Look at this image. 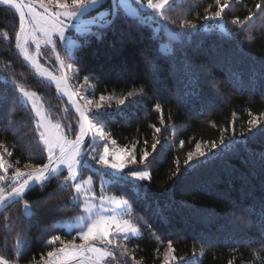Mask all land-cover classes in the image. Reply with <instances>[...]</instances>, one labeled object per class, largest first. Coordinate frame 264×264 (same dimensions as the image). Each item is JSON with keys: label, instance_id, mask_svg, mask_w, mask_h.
I'll list each match as a JSON object with an SVG mask.
<instances>
[{"label": "trees", "instance_id": "16d2710c", "mask_svg": "<svg viewBox=\"0 0 264 264\" xmlns=\"http://www.w3.org/2000/svg\"><path fill=\"white\" fill-rule=\"evenodd\" d=\"M109 2L105 0L103 7L97 9H107ZM258 2L231 0L230 9L225 10L228 23L221 31L214 22L197 17V13L202 17L204 10L214 5V0H177L180 7L169 13L177 23L191 19L197 24L213 25L211 30L200 28L186 35L180 43L169 40L162 27L163 21L161 27L155 29L151 24L140 23L135 17L125 15L124 22H118L102 41L93 37L82 46L79 52L84 59L82 65L69 61L73 66L66 71L76 92L98 102L103 95L102 103L111 104L105 109L106 130L113 133L112 138L119 144L135 145L137 154H142L145 148L152 152L154 129L151 125L161 128V133L157 134L161 143L148 165L153 176L150 183L145 182L148 200L135 195L131 184L107 188L109 193L125 195L132 208V219L140 220L142 234L133 238L128 246L132 249L139 245L135 256L141 264H163L169 239L176 249L175 255L185 256L194 264H229V261L232 264H264V244L261 243L264 235L257 223L259 201L264 196V169L260 163V155L264 153V132L258 131L253 138L236 145L233 152L205 161L196 169L185 171L184 165L187 153L194 152L197 143L207 150L208 142L219 143L223 129H228L224 133L227 140L233 129L237 137L245 132L249 119L256 117L264 121L261 115L264 113V23L258 22L247 30L230 23L234 17L242 19ZM168 27L174 29L175 25ZM16 29L18 15L0 5V76L4 75L5 64L11 61L16 78L40 95L50 118L58 121L67 116L75 124V110L17 53L14 46ZM95 30L105 31L96 27ZM5 32L13 37L11 42L4 39ZM77 38L80 44L83 37ZM163 40L169 42L167 50L161 48ZM39 59L52 72L61 74L60 69L59 72L53 70L54 65L59 68L54 55L48 53ZM189 62L199 73L200 96L191 94L194 86L190 80ZM89 73L92 78L85 84L83 78ZM3 87L4 81L0 79V88ZM141 87L146 89V96L127 101L122 109L117 108L120 99L129 92L138 93ZM7 88L6 107L14 112L12 119L18 123L11 132L0 127V141L9 147L17 145L14 157L21 161V167L30 159L39 162L40 146L33 138L30 106L21 105L16 99L19 93L11 82ZM180 96L184 97L183 103L177 101ZM208 99L211 104L205 102ZM158 100L162 103L167 130L160 123V113L154 110ZM13 101H16L15 108ZM180 141H184L183 146ZM177 161L184 175L174 181L172 173ZM90 174L86 171L85 177ZM94 180L99 186V178L94 177ZM56 185L57 181L53 180L44 193L37 187L29 197L46 199V193ZM139 191L143 194L144 187ZM58 195L66 197L68 193ZM56 203L53 199L42 204L40 218H33L20 264H28L33 257L39 259L42 252L46 254L50 250L45 247L51 234H45L46 224L78 214L71 206L57 212ZM17 207L12 206L11 214H15ZM67 232L62 228L54 234L70 239ZM6 235L9 230L0 217V249H3ZM11 242L10 238L9 246Z\"/></svg>", "mask_w": 264, "mask_h": 264}, {"label": "snow or ice", "instance_id": "6c2138e0", "mask_svg": "<svg viewBox=\"0 0 264 264\" xmlns=\"http://www.w3.org/2000/svg\"><path fill=\"white\" fill-rule=\"evenodd\" d=\"M104 2L105 0H0V5L7 6L18 15V29L14 32L15 48L36 75L55 83L57 92L68 98L77 115L75 124L70 122L67 116L63 120L54 121L38 99L37 93L29 91L16 78L11 61L5 64L4 75L0 76L5 85L0 88V127L11 132L18 123L12 119L14 112L6 107L7 85L11 82L14 90L19 93L16 99L20 104L30 105V112L33 114V138L40 146V158L39 162L30 159L21 167V161L14 157L17 145L12 144L9 147L0 141V217L9 230V235L4 238L3 249H0V264H20V260L24 258L23 253L33 218H40L41 205L53 199L57 201V212L71 206L78 214L54 219L46 224L45 234H51L45 241V247L50 250L46 254L42 252L39 259L33 257L28 264H141L135 256L139 245L132 249L128 246L133 238H139L142 234L140 220L132 219V208L125 195H108L107 188L131 184L135 195L148 200L145 182L150 183L153 180L148 165L151 163L150 157L157 151V145L161 143L157 135L161 133V128L155 124L151 125L154 129L152 152L145 148L142 154H137L117 148V141L112 138L113 133L106 130L107 120L104 119L105 109L111 107V104L102 103L105 100L103 95L98 102L75 92L66 70L73 66L69 61L82 65L84 59L79 54L82 46L87 45L93 37L102 41L108 31L117 27L118 22H124L125 15L135 17L143 23L142 11L150 10L147 17L163 21L162 27L169 40L177 43L200 28L211 30L213 25L197 24L191 19H183L177 23L169 15L175 8L180 7L177 0H110L107 10L89 19V12L103 7ZM230 6L231 0H214V5H209L202 17L197 13V17L205 22H214L215 27L224 31L228 23L225 21V10L230 9ZM213 7L215 10H210ZM100 20H103L102 24L99 23ZM258 22L264 23V0H259L254 5V10L249 9L242 19L237 16L230 21L241 30H247ZM169 24L175 25V28L170 29ZM93 26L105 31H94ZM77 35L83 37L80 44L74 38ZM4 39L11 42L13 37L5 32ZM48 53L54 55L60 76L53 75L40 64L39 57ZM188 70L194 86L191 94L200 96L199 73L190 62ZM91 78V73L84 76V83L87 84ZM146 95L147 91L143 87L138 93L129 92L118 101L117 108L122 109L127 101ZM79 100H83V103ZM177 101L183 103L184 97H177ZM205 102L211 104L212 101L208 99ZM15 105L16 101H13V108ZM154 110L160 113V123L165 126L163 107L159 100L155 102ZM64 111L67 113L68 109L65 108ZM249 115L251 116V113ZM261 115L264 116V113ZM247 123L249 127L245 132H241L239 137L233 129V134L225 140L224 133L228 129H223L219 143L208 142L207 150H203L201 144L197 143L195 151L187 153L184 160L185 171L189 168L196 169L205 161L218 159L233 152L236 145L253 138L258 131L264 132V121L259 118L253 117ZM144 144L147 145L148 141L145 140ZM180 144L183 146L184 141H180ZM23 150L21 148V151ZM260 163L264 169V153L260 155ZM86 171L91 174L85 178ZM183 175L184 171L177 161L172 179L179 180ZM94 177L99 178L98 190ZM53 180L57 181V185L46 193V199L33 200L29 197V193L37 186L40 192L44 193ZM140 187H144L143 194L139 191ZM60 192H67L68 195H58ZM13 205L18 206L14 215L10 212ZM158 214L167 222L162 212ZM257 223L264 235V196L259 201ZM65 227L69 229L66 235L70 236V239L54 234ZM72 232H75V235H72ZM10 238L11 246L8 244ZM261 243L264 244V239ZM232 251L235 252L236 249L233 248ZM175 252L173 242L169 239L163 264H194V261L186 259L185 256L178 257ZM229 264H232V261H229Z\"/></svg>", "mask_w": 264, "mask_h": 264}, {"label": "rangeland", "instance_id": "374dc122", "mask_svg": "<svg viewBox=\"0 0 264 264\" xmlns=\"http://www.w3.org/2000/svg\"><path fill=\"white\" fill-rule=\"evenodd\" d=\"M133 6H135L134 5V3H133ZM93 10H95V11H90L89 12V14H88V18L89 19H91L93 16H96L99 12H101V11H105V10H107L106 8H101V9H93ZM150 12V10H147V9H145V10H143L142 11V18L144 19V22L145 23H148V24H151L155 29H159L160 27H161V22L162 21H160L159 20V18H156L155 20H153V19H150V18H148L147 17V14ZM99 23H103V20H100L99 21ZM163 25V24H162ZM93 28H94V31H96L95 30V27L93 26ZM78 35L76 36V37H74L75 39H77V43H79V40H78ZM168 44H169V42L167 41V40H163V41H161V48H162V50H167V48H168ZM32 51L34 52V49H32ZM53 70L55 71V72H59V68L56 66V65H54L53 66ZM29 91H34V90H30V89H28ZM34 92H36V91H34ZM37 93V92H36ZM37 97H38V99L42 102V99H41V97H40V95L37 93ZM42 104H43V102H42ZM28 106H30V105H28ZM43 106H44V104H43ZM44 108H45V106H44ZM46 109V108H45ZM116 147L117 148H120V149H124V150H126V151H129V152H135V153H137V150H136V146L133 148V145H121V144H119L118 142H117V144H116ZM149 170V169H148ZM150 171V170H149ZM151 172V171H150ZM87 177V176H86ZM85 177V178H86ZM97 190H98V186H97ZM107 194L108 195H117V194H114V193H109V192H107ZM117 196H119V195H117ZM126 198V197H125ZM127 199V198H126ZM69 217H71V216H69ZM64 218H68V217H64ZM65 229L66 230H68L69 231V229L67 228V227H65ZM75 235V234H74ZM166 249H167V246H166V248H165V251H166Z\"/></svg>", "mask_w": 264, "mask_h": 264}, {"label": "water", "instance_id": "95a60500", "mask_svg": "<svg viewBox=\"0 0 264 264\" xmlns=\"http://www.w3.org/2000/svg\"><path fill=\"white\" fill-rule=\"evenodd\" d=\"M102 24V23H101ZM16 51H17V53L20 55V57L22 58V60L24 61V59H23V57H22V55L19 53V51L16 49ZM39 62H40V59H39ZM24 63L35 73V71L32 69V67L26 62V61H24ZM40 64L42 65V67H44V68H47L46 66H44L41 62H40ZM48 69V68H47ZM49 71H51L50 69H48ZM52 72V71H51ZM53 73V75H56V76H60V75H58V74H56V73H54V72H52ZM36 74V73H35ZM66 74H67V71H66ZM38 76V75H37ZM39 78H41L42 80H44V81H46L49 85H51L55 90H56V86H55V83L54 82H52V81H49V80H47L46 78H43V77H40V76H38ZM70 82V81H69ZM70 84L72 85V83L70 82ZM72 87H73V85H72ZM73 90L76 92V90H75V88L73 87ZM56 92H57V90H56ZM57 94L58 95H60L62 98H64L67 102H68V104L72 107V105H71V103L68 101V98L66 97V96H63L62 94H60V93H58L57 92ZM79 102L80 103H83L81 100H79ZM73 108V107H72ZM74 109V108H73ZM75 110V109H74ZM38 187V186H37Z\"/></svg>", "mask_w": 264, "mask_h": 264}]
</instances>
